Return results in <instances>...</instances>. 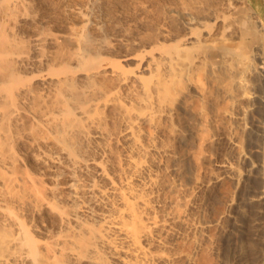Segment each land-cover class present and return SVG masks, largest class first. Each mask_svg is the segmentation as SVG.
Instances as JSON below:
<instances>
[{"label":"bare ground","instance_id":"obj_1","mask_svg":"<svg viewBox=\"0 0 264 264\" xmlns=\"http://www.w3.org/2000/svg\"><path fill=\"white\" fill-rule=\"evenodd\" d=\"M100 1L60 0L69 20L55 32L38 1L0 0V264H199L173 237L210 238L209 220L189 211L200 171L185 175L175 139L186 138L180 124L197 96L195 144L207 139L201 125L222 122L241 154L244 101L264 80L260 10L166 0L154 27L120 39L116 55L95 23ZM259 98L264 140V87ZM236 165L225 176L238 183Z\"/></svg>","mask_w":264,"mask_h":264},{"label":"rangeland","instance_id":"obj_2","mask_svg":"<svg viewBox=\"0 0 264 264\" xmlns=\"http://www.w3.org/2000/svg\"><path fill=\"white\" fill-rule=\"evenodd\" d=\"M36 1H38L36 7L37 10H39V15H43L42 22L45 24L48 23L47 25L55 32L66 29L65 26L68 24L67 21L69 18H66L67 15L62 11L63 7L60 0ZM157 1L102 0L98 3L99 5L97 4V6H95V23L102 26V31L100 29L99 33L112 43H115L116 49L114 53L116 55H121L123 51L122 46L117 43L120 39H125L130 37V34L135 35L147 28L154 27L155 22L161 15L160 13L162 12L163 7L167 3L166 0ZM38 7L43 8V10ZM98 8L101 9L98 10ZM146 10H148L147 13L145 12ZM153 10L155 12H153ZM152 13L156 14L152 16ZM45 15L47 16L45 17ZM144 18H151L153 20L150 19L151 22L150 20H146V23ZM65 19L67 20L65 21ZM64 22L65 24H63ZM27 29L29 28L27 27ZM260 80L261 82H259ZM260 80L259 78H256L252 82V87L250 86V91H253L251 92L252 96L248 99L246 98L244 101V104L250 105V107L248 108L246 118L241 119L238 122V125L240 124V127L242 126L239 130L240 132L238 131V135H240L241 141H243L241 154H239L235 148H232V142L229 139L231 138L232 132L227 129L229 126L224 125L222 122H218L219 120L217 121V124H215L216 121H214L212 125H201L203 130H207L205 131L206 136H204L207 137V139L203 140L204 143H201L203 146L199 144L204 151L201 150L200 152L201 147H199L198 144H195V142L199 143L202 141L198 138L196 139V137L190 134L192 130L199 128L200 125V119L196 113L200 108L202 100L197 96L193 97L191 109L184 113L180 124L184 133L187 134L186 138L175 139L176 150L178 149L176 155L179 154L177 156L175 155V158L183 156L182 159H179L181 160L179 163L180 166L184 168L185 175L189 176L196 171V173L199 174L200 171L199 175L201 177H198L202 179L196 182V184L194 183L193 185H190L188 188V191L191 193V199H194L191 200V203H193L190 204L191 207L189 206V211L191 210L190 217H193L194 219L196 218V220L200 218V220L204 218L203 221L209 220L208 224L211 227L208 226L206 232L207 234L210 233L208 234L210 238H213L210 239L204 237L201 241L202 243L200 242L199 245H196L193 237L195 234L194 232H188V234L187 232H181L179 234L180 236L182 234L181 238L177 235L173 237V241L174 243L177 242L175 244L176 250H178V248L181 250L182 248L180 247H183L186 252L188 250H196L198 258V260L196 258V261L197 263L199 262V264H262L264 261V202L257 197L260 195L263 188L261 164L264 162V140L260 134L262 130L258 121L261 117L258 105L260 104L259 96L262 94L264 87V80L262 78H260ZM211 97L213 100H210L211 103L215 102L216 104L227 105V102H222L220 98L214 97L213 95ZM207 127H209V129ZM199 154L200 156H203L200 157L198 156ZM197 157H200L198 158L199 161L198 159L197 161L200 164L202 163L201 165L196 162ZM170 159V162L172 163V157H169V160ZM229 162L234 163L235 165L237 164L236 167L241 172V179L238 183L233 182L229 177L225 176L228 172ZM191 169L196 170L192 171ZM166 175L169 178L179 177V174L172 170L166 171ZM172 175L175 176L173 177ZM213 175H219L220 177L222 176V178L215 184L210 181L208 182V179L212 178ZM203 182L204 184H202ZM208 183H211L212 185H209ZM194 186H196V189L193 188ZM191 191L194 193L192 194ZM191 213L194 216H192ZM220 224L221 226L223 225L226 230L221 231L220 229L219 231V228H223L220 227ZM190 239L194 240L193 245L192 240L190 242ZM178 244L180 245L177 247ZM188 246L191 249H188ZM181 251L183 252L184 250L182 249ZM182 259L185 258L178 259L176 264L187 263Z\"/></svg>","mask_w":264,"mask_h":264},{"label":"water","instance_id":"obj_3","mask_svg":"<svg viewBox=\"0 0 264 264\" xmlns=\"http://www.w3.org/2000/svg\"><path fill=\"white\" fill-rule=\"evenodd\" d=\"M250 2L252 3V6L256 11L260 10L259 13L261 14V17L264 20V4L262 0H250Z\"/></svg>","mask_w":264,"mask_h":264}]
</instances>
